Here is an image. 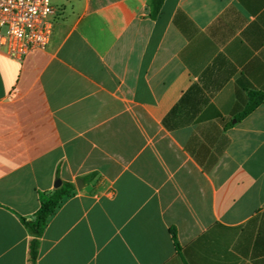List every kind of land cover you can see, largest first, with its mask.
I'll use <instances>...</instances> for the list:
<instances>
[{
	"label": "crops",
	"instance_id": "crops-1",
	"mask_svg": "<svg viewBox=\"0 0 264 264\" xmlns=\"http://www.w3.org/2000/svg\"><path fill=\"white\" fill-rule=\"evenodd\" d=\"M51 1L49 45L0 53V264L58 180L37 264H264V0Z\"/></svg>",
	"mask_w": 264,
	"mask_h": 264
},
{
	"label": "built area",
	"instance_id": "built-area-1",
	"mask_svg": "<svg viewBox=\"0 0 264 264\" xmlns=\"http://www.w3.org/2000/svg\"><path fill=\"white\" fill-rule=\"evenodd\" d=\"M57 16L51 0H0V53L21 61L45 49Z\"/></svg>",
	"mask_w": 264,
	"mask_h": 264
},
{
	"label": "trees",
	"instance_id": "trees-1",
	"mask_svg": "<svg viewBox=\"0 0 264 264\" xmlns=\"http://www.w3.org/2000/svg\"><path fill=\"white\" fill-rule=\"evenodd\" d=\"M164 0H152V17H156L163 6ZM264 103L263 90H248L247 104L244 110L236 117L238 121L244 119L251 114L256 108ZM74 185L71 183H63L60 187L53 191H39L40 208L32 219L21 217L22 223L29 229L34 236L30 244V262L37 264L40 249V238L42 237L51 216L62 205L64 200L72 195ZM172 238L177 251L181 250L175 229H172Z\"/></svg>",
	"mask_w": 264,
	"mask_h": 264
},
{
	"label": "water",
	"instance_id": "water-1",
	"mask_svg": "<svg viewBox=\"0 0 264 264\" xmlns=\"http://www.w3.org/2000/svg\"><path fill=\"white\" fill-rule=\"evenodd\" d=\"M81 180H79V182H80ZM77 184H78V182H77ZM62 185V182H61V180H58L57 182H56V188H58V187H60Z\"/></svg>",
	"mask_w": 264,
	"mask_h": 264
}]
</instances>
